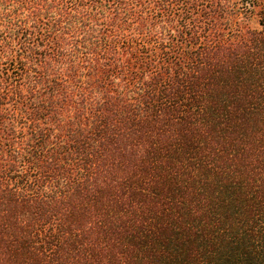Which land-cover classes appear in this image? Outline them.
Instances as JSON below:
<instances>
[{
  "label": "trees",
  "instance_id": "16d2710c",
  "mask_svg": "<svg viewBox=\"0 0 264 264\" xmlns=\"http://www.w3.org/2000/svg\"><path fill=\"white\" fill-rule=\"evenodd\" d=\"M0 264H264V0H0Z\"/></svg>",
  "mask_w": 264,
  "mask_h": 264
}]
</instances>
